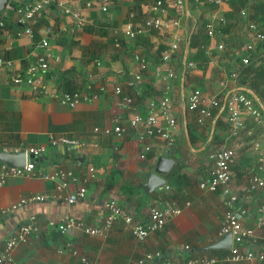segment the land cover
I'll use <instances>...</instances> for the list:
<instances>
[{"label":"crops","instance_id":"1","mask_svg":"<svg viewBox=\"0 0 264 264\" xmlns=\"http://www.w3.org/2000/svg\"><path fill=\"white\" fill-rule=\"evenodd\" d=\"M28 1L10 0L9 3ZM64 1L53 0L36 15L30 24L32 37L20 32L22 27L15 22L11 9L0 11L3 22L0 55L12 61L11 67L0 68V151L39 145L45 148L37 157L32 174L9 176L0 186V249L17 226L30 222V216H33L35 230L26 243L12 249L14 264H137L147 252H158V260L176 263L213 258L215 261L211 264H264V258L261 262L253 258L226 260L233 245L231 240L229 248L209 247L222 235L219 228L226 210L225 196L221 189L210 192L197 185L211 165L208 152L218 147L232 148L235 157L229 167L227 188L235 196L233 208L238 221L243 227L252 229L251 236L244 239L240 247L250 250L253 255L264 253V220L257 224L260 207L264 204V189L252 191L246 185L249 174L264 165L263 113L259 112L257 119L245 115L243 128L235 136H228L222 116L223 130H218L220 141L205 148L211 139L208 140L211 122L198 125L194 121L195 114L184 110L187 95L194 88L211 95L235 90L240 85L236 80L227 79L228 71L225 70L227 67L236 70L244 65H238L233 59L230 61L229 53L221 56L223 44L221 50L213 48L220 42L216 40L220 35L208 37L202 47L208 61L204 65L199 61L196 46L190 48L185 38L186 33L194 29V19L192 25L189 24L191 13L199 12L194 0H191L194 10L190 11L186 0L188 14L184 9L180 27L171 30L170 35L153 30L132 39L118 37L110 28L122 24L129 11L139 14L141 5L149 0H113L105 14L82 10L85 22L81 26L76 25L71 13L62 11L60 3ZM65 5L76 10L82 8L73 2ZM240 5L245 7L246 0L230 1L226 5V8L231 7L225 15L229 24L226 33L235 30L243 40L241 21L236 15ZM249 15L248 11V18ZM232 16L240 23L239 29L231 23L234 21ZM41 39L47 41L46 47L38 46ZM171 42L177 44L174 59L160 63V51ZM242 44L230 45V51L236 52ZM44 53L49 54L48 67L38 74V84L35 87L14 85L11 76L22 74L37 54ZM134 53L145 56V66L134 61ZM194 54L198 59L186 60ZM179 61L184 66L182 69ZM187 62L193 65L188 66ZM166 67L176 75L170 94L176 144L173 149H167L163 141L156 139L150 151L141 157L137 141L129 136L117 137L104 129H111L114 115L124 120L133 113L146 114L148 103L158 98L163 87V81L153 73L155 69ZM136 73L141 80L130 86ZM221 79H226V90H221L218 85ZM116 85L121 87L119 94L113 93ZM60 92H79L81 99L69 108L57 101L56 95ZM126 93L132 95V105L122 101L121 97ZM54 135L75 139L79 145L53 147L48 140ZM164 150L172 160L170 169L160 175L165 183L157 191L146 194L139 185L145 180L154 159ZM90 166L93 168L91 173L88 172ZM58 168L69 170L76 179L56 188L55 180L42 177L43 173ZM78 184L85 188L84 197L67 204L65 196ZM38 194L50 197L15 205L23 197ZM109 199L139 222L147 220L153 207L164 208L174 203L180 211L168 217L160 229L148 233L143 240L136 239L130 225L120 218L103 235H88L74 228L60 231L58 228L69 220L99 225L104 214L103 204Z\"/></svg>","mask_w":264,"mask_h":264},{"label":"built area","instance_id":"2","mask_svg":"<svg viewBox=\"0 0 264 264\" xmlns=\"http://www.w3.org/2000/svg\"><path fill=\"white\" fill-rule=\"evenodd\" d=\"M53 0H30L19 4L13 9L15 22L22 27L20 32H23L28 37H32V30L30 24L35 20L36 15L45 9ZM230 1L237 0H194L196 4L206 3L214 10L208 15L205 25V34L209 38L216 35H221V27L226 25V16L224 14V7ZM73 2L76 5H82L80 10L72 9V6L65 5V3ZM113 0H65L60 3L64 13H71L74 17L76 25L81 26L85 22L84 13L97 10L100 13L109 12V7L113 4ZM66 6V7H63ZM184 0H149L147 3L141 5L140 12L129 11L126 15L125 21L117 26L111 27V32L120 37L135 38L148 34L150 31H157L162 35H170L171 30H177L180 27L181 19L184 17ZM9 4H8V8ZM245 7H239L236 12L237 17L241 21V34L243 44L240 47V53L236 60L239 65H246L249 62L250 53L256 49V45L264 41V30L260 29L255 23V20L247 17L245 19ZM259 24V23H258ZM3 27L2 18L0 16V29ZM192 31V30H191ZM190 31V32H191ZM189 32V33H190ZM186 33V42H188V35ZM165 45V44H164ZM39 47H46L47 41L41 39L38 43ZM210 48V47H208ZM216 50L223 48L222 43L213 45ZM177 49V44L167 43L164 49L159 53V62L168 63L174 59L173 54ZM264 53V47L261 48ZM48 53L37 54L33 63L26 66L24 72L16 73L11 76V81L14 85L25 84L27 86L35 87L39 82V73L47 70L48 67ZM134 61L138 62L140 66L146 65L145 56L134 53ZM188 66L193 65L187 62ZM12 66V61L0 55V68H9ZM154 76L163 81L162 90L153 101L147 105L146 114L133 113L127 119H122L121 116L114 115L111 118V129H104V132L114 133L117 137L129 136L140 144V156L152 148V142L156 139L163 141L167 149H173L176 144L173 130L175 127V119L171 114L172 99L170 97L172 91V83L175 81L176 75L174 71L166 67L164 69H155ZM238 72L232 70L227 79L236 80ZM141 78L138 73L134 74L133 81L129 83L130 86L140 82ZM220 89L226 90V79H221L218 82ZM224 90V91H225ZM121 87L116 85L113 88L114 94L121 93ZM125 104L132 105V95L125 94L122 97ZM57 101L73 108L81 99L79 92H60L56 95ZM222 108L221 117L223 116L224 123L227 125L228 136H235L243 128V119L245 115L257 119L259 111L254 107L252 100L243 92L238 90H231L224 94L211 95L200 91L197 88L192 89L187 95L184 110L195 114L194 121L198 125H208L213 117L212 110H219ZM220 113V114H221ZM217 114V113H216ZM220 114L218 116H220ZM226 128V127H225ZM95 130V129H94ZM48 143L53 147L60 146H75L79 142L75 139L64 136H50ZM21 149L25 152V161L22 167H9L4 163H0V186L3 185L9 176L25 177L33 173L37 157H39L45 150L44 146H26L3 148V152L17 153ZM32 155V158L28 157ZM235 157V151L229 147H218L212 149L207 154V159L211 165L207 171V175L199 180L198 187L207 191H215L221 189L225 196L226 210L220 224L219 233H230L233 245L229 249L226 260L240 261L243 259H255L261 262L264 258V253H257L255 255L248 249L241 250V242L247 237L251 236L252 229L243 227L238 221L234 212L233 203L235 196L231 194L227 188L230 171L229 167ZM93 168L88 167V172L91 173ZM261 173V174H260ZM45 179H52L56 181V188L64 187L70 180L74 181L76 178L69 170L63 168L55 169L53 172H46L42 174ZM247 189L258 190L264 189V165L259 166L257 171H253L247 178ZM85 188L78 184L76 189L65 196L67 204H72L84 197ZM47 194L30 195L19 199L15 205H20L26 202L44 201L49 199ZM104 214L102 221L97 226H90L81 221L69 220L65 225H59L60 231L66 228H74L81 230L88 235H103L112 223L120 218L124 223L130 225L132 235L138 239L143 240L144 237L157 229H160L165 221L171 215L177 214L180 209L172 203L164 208L153 207L149 210L147 220L139 222L135 220L129 212L123 210L113 199H109L103 204ZM261 214L257 219V224H262L264 220V204L260 207ZM34 217L30 216V222H23L17 226L15 232L7 237L0 249V264H14L11 252L18 244H24L28 241L30 234L35 227L33 226ZM158 252H147L143 258L137 261V264H211L215 260L213 258L189 259L183 263L160 261L158 260ZM84 261V260H83Z\"/></svg>","mask_w":264,"mask_h":264},{"label":"trees","instance_id":"3","mask_svg":"<svg viewBox=\"0 0 264 264\" xmlns=\"http://www.w3.org/2000/svg\"><path fill=\"white\" fill-rule=\"evenodd\" d=\"M18 5L19 4H17V3H14V2L11 3L10 2L9 8L11 10H13ZM241 5H243V3ZM241 5L239 7H241ZM135 7H136V5H135ZM239 7H237L236 10H238ZM136 9H137V7H136ZM190 10H191V8H189V11ZM249 13H250V15H249L250 19L256 20L259 23V27L261 29H264V0L263 1H254ZM195 23H197V22H194L193 31H191L188 35V46L190 48L196 46L197 54L200 55L199 61L202 62L204 65L208 61V56L204 55V49L202 47H204L205 44L207 43L208 36L205 34V28H204V30L201 29L202 26L204 27V25L200 24V26L197 28ZM228 30H229V24L226 22V25L224 27H221V30H220L221 34L224 32H227ZM222 40L224 42V50L221 52L220 55L224 56V55L229 53L230 54V61L232 59L237 60L240 50L237 48V51L232 53L230 51V44H228L225 39L222 38ZM242 42H243V40H241V38L239 36L238 45ZM262 47H264V41L257 44L255 51L253 53H250L249 62L246 65L236 69V71L238 72V75L236 77V81H237L236 83H237V85L251 89L257 95L258 99L262 103H264V65H263L264 53L261 51ZM212 53L214 54L215 52H212ZM197 54H194L193 56H188L186 58V60L198 59ZM178 65H179V68H181V69L184 67L183 65H181L180 61H179ZM228 69L229 68L227 67V69L225 71L226 72L228 71L227 74L229 76V74L233 70V68L230 70H228ZM241 92H243V91H241ZM243 93L251 99L249 94H247L245 92H243ZM252 103H253L254 107L259 112H261L257 103L254 102L253 100H252ZM216 112H217V110L213 113V117L216 115ZM222 114H223V112L220 114V116H218L216 118L211 139L205 148H208L210 145L212 146L213 143L220 141L218 130L219 129L223 130L222 121H221V115ZM187 134H188V132H187ZM188 137H189V139H191V136H188Z\"/></svg>","mask_w":264,"mask_h":264},{"label":"water","instance_id":"4","mask_svg":"<svg viewBox=\"0 0 264 264\" xmlns=\"http://www.w3.org/2000/svg\"><path fill=\"white\" fill-rule=\"evenodd\" d=\"M9 1L10 0H0V11L8 8ZM186 4L187 2L186 0H184V9H185L186 14H188ZM186 51H187V45L185 46L184 51H183V59L185 58ZM235 90H240V91H243L249 94L252 100H254L257 103L260 111L264 115V105L259 101L257 95L251 89L247 87H243V86H238L235 88ZM221 111H222V108L218 110L217 114L211 120L208 140L212 136L215 120L218 117V115L221 113ZM183 128L185 129V124H183ZM63 148H66V147L63 146ZM28 157L32 158V155L28 154ZM24 161H25L24 149H21L17 153L0 151V163H4L9 167H12V168L22 167L24 164ZM171 165H172V160L168 158L167 151L166 150L162 151V153L159 156H157L154 159V162L151 164L150 171L146 174L145 180L139 185V187L143 190V192L148 194L151 191H157L158 189H160L165 183L164 179L160 175L165 174L170 169ZM230 240H231L230 233L226 232L220 235V237L214 243H212V245H210L209 247L229 248Z\"/></svg>","mask_w":264,"mask_h":264},{"label":"rangeland","instance_id":"5","mask_svg":"<svg viewBox=\"0 0 264 264\" xmlns=\"http://www.w3.org/2000/svg\"><path fill=\"white\" fill-rule=\"evenodd\" d=\"M254 1L255 0H246V5H245V9H246V12H245V19H247V16H248V11L250 12V9H251V7H252V5H253V3H254ZM188 4H189V7L191 8V10H194L193 8H194V5H191V0H189L188 1ZM198 5V7L196 8V9H198V11L199 12H193V13H191V19L189 20V24L190 25H192V23H193V19H194V22H197V23H195L196 24V26H197V28L200 26V24H202V25H204V23L203 22H206V20H207V17H208V15L214 10V7H212V6H210V5H208V4H206V3H201V4H197ZM226 10H231V7H229V6H227V8H226V6L224 7V10H221V11H224V14L226 15ZM197 13H199L198 15H197ZM194 15V16H193ZM193 17V18H192ZM232 19L234 20V21H231V23L233 24V25H235V26H237V27H235L236 29H239V25H240V23L237 21V19L234 17V16H232ZM260 22V21H259ZM255 23H256V25H259L258 24V22L255 20ZM261 23V22H260ZM194 24V23H193ZM259 27V26H258ZM204 28H205V25H204V27L202 26V30H204ZM260 28V27H259ZM186 29V28H185ZM261 29V28H260ZM264 30V29H263ZM219 38L220 39H218V37H217V39L216 40H218V41H220V42H223V40H222V38L223 39H225L226 41H227V43L228 44H230V45H237L238 46V43H239V37H238V34L235 32V30H234V32H232V33H230V34H228V33H226V32H224V33H222L220 36H219ZM223 45H224V42L222 43ZM241 48H239V50H240ZM237 50V49H236ZM238 64V63H237ZM239 65V64H238ZM212 87H213V85H212Z\"/></svg>","mask_w":264,"mask_h":264}]
</instances>
